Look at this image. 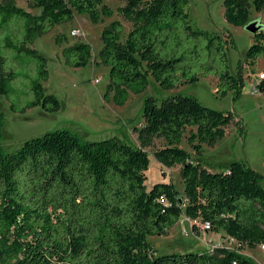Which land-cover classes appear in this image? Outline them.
Masks as SVG:
<instances>
[{
    "label": "trees",
    "instance_id": "16d2710c",
    "mask_svg": "<svg viewBox=\"0 0 264 264\" xmlns=\"http://www.w3.org/2000/svg\"><path fill=\"white\" fill-rule=\"evenodd\" d=\"M124 1L116 11L103 0H30L29 9L0 1V97L11 110L61 108L43 84L50 76L48 58L33 43L76 14L97 24L117 12L131 23L126 35L119 19L102 30L98 58L110 68L105 101L113 94L114 103L124 105L131 93L148 88L151 76L164 89L213 76L220 96H240L245 81L242 69H229L231 35L195 28L190 0ZM223 5L230 24L250 21L248 0ZM253 7L262 12L264 0H253ZM252 39L244 62L256 66L264 56V30ZM63 56L76 68L96 58L91 43L80 40L66 46ZM257 88L264 93V79ZM142 116L140 146L117 137L85 141L57 129L5 154L0 113V264H256L226 246L158 254L147 241L187 216L209 222L211 231H223L241 247H264V174L242 161L214 170L193 161L182 146L186 137L201 155L204 144L214 146L226 135L234 114L178 93L146 97ZM154 137L166 142L156 159L169 168L182 165L183 191L172 182L147 186L151 159L145 147Z\"/></svg>",
    "mask_w": 264,
    "mask_h": 264
},
{
    "label": "rangeland",
    "instance_id": "374dc122",
    "mask_svg": "<svg viewBox=\"0 0 264 264\" xmlns=\"http://www.w3.org/2000/svg\"><path fill=\"white\" fill-rule=\"evenodd\" d=\"M14 1L17 5L29 9L30 0ZM103 1L115 11L125 3L124 0ZM223 1L190 0L188 12L195 28L209 33L232 35L228 43L229 69L232 73H238L242 69L245 81L238 98H235L233 91L226 96H220L217 93V80L213 76H200L196 82H185L173 89L161 88L151 76L148 88L141 93H131L124 105L115 104L113 94L110 100L105 101L104 94L109 83L110 68L103 63L96 65L94 62L84 67H71L65 63L62 49L80 40L91 43L95 55L99 45L102 44L101 33L105 25L114 19H119L124 23L123 35H126L131 28V23L125 21L117 12L111 18H105L97 24L92 23L86 14H76L73 20L56 25L49 33L37 38L33 44V47L48 58L50 76L43 84L48 93L58 97L62 104L61 108L49 112L37 106L23 112H14L6 97L1 96L0 113L4 117L1 134L2 152L14 153L26 140L57 129H68L85 141L117 137L134 146H140L137 130L144 125L142 110L146 97L153 96L162 100L182 93L195 96L208 107L234 114V121L227 126L226 135L214 146L204 144L201 155H198L188 143L187 138H184L182 146L190 152L193 161H202L214 170H223L224 166L233 161H242L264 174V93L259 90L253 93L258 77L264 71V56L260 58L256 66L244 62L246 50L252 44L254 35L241 26L227 22ZM248 1L250 21L259 20L264 30V10L257 12L253 7V0ZM74 25H78L77 28L84 35L72 36L70 30ZM58 34L64 35V40L60 43L56 40ZM96 79H99V82H95ZM165 144L163 138L154 137L145 147L151 159L149 170L146 171V184L150 187L160 181L172 182L180 191H183L182 165L169 168L156 159V150ZM198 234L191 220L183 216L166 234L149 235L147 241L158 254L202 252L203 241L208 236H198ZM208 244L209 248L213 245ZM223 245L243 251L256 264H264L262 245L254 248L241 247L237 241L229 240L220 241L214 247ZM209 248L206 251H209Z\"/></svg>",
    "mask_w": 264,
    "mask_h": 264
},
{
    "label": "crops",
    "instance_id": "0c3cea01",
    "mask_svg": "<svg viewBox=\"0 0 264 264\" xmlns=\"http://www.w3.org/2000/svg\"><path fill=\"white\" fill-rule=\"evenodd\" d=\"M76 17V16H75ZM77 26L78 25H74V26H72L71 27V30H70V32L73 30V29H75V28H77ZM79 27V26H78ZM228 34H230V33H228ZM58 35H62V39L64 40V35L63 34H58ZM57 35V36H58ZM231 35V34H230ZM231 37H232V35H231ZM75 43V42H74ZM34 44V43H33ZM72 45V44H71ZM101 46H102V44H100L99 45V47H98V52H96V54H95V57L96 58H94L93 60H92V62H94L96 65H98L99 63H100V59L98 58V54L97 53H99V50H100V48H101ZM66 47V46H65ZM64 47V48H65ZM63 48V49H64ZM63 49H62V54H63ZM64 57V56H63ZM64 61H65V59H64ZM96 128V127H95ZM220 165V164H219ZM223 165H225V164H223ZM254 169V168H253ZM256 170V169H255ZM257 171V170H256ZM258 172H260V171H258ZM261 173V172H260ZM199 234H198V236H201V235H204V236H208V238L207 239H205V241H203L204 243H203V246H204V249H203V251H206V249L207 248H209L208 247V243H210V244H213V245H211L212 247H214V245L215 244H217V243H219L220 241H232V242H235V240L234 239H232V238H230L227 234H225L223 231H219V232H200V231H197ZM212 234V235H211ZM210 235V236H209ZM215 236V237H214ZM210 246V245H209ZM223 246H225V245H223ZM226 247H228V245H226ZM228 248H230V247H228ZM210 249V248H209ZM242 253H244L243 251H242ZM244 254H246V253H244ZM247 255V254H246ZM248 256V255H247Z\"/></svg>",
    "mask_w": 264,
    "mask_h": 264
},
{
    "label": "built area",
    "instance_id": "2783aa9c",
    "mask_svg": "<svg viewBox=\"0 0 264 264\" xmlns=\"http://www.w3.org/2000/svg\"><path fill=\"white\" fill-rule=\"evenodd\" d=\"M71 35H72V36H82V35H84V34L82 33V31H81L80 29L75 28V29H73V30L71 31ZM260 79H264V71H262V72L260 73V75H259V77H258V81H259ZM95 82H99V79H96ZM257 91H258V88H257V85H256V87H255L253 93H256ZM188 218H189V217H188ZM189 219L191 220V222H192V226H193V228H194L196 231H200V232H210V231H211V224H210L209 222L204 221V220H202V219H200V218H197V219H191V218H189ZM217 247H219V246H217ZM214 248H215V247H211V248L209 249V251H212Z\"/></svg>",
    "mask_w": 264,
    "mask_h": 264
},
{
    "label": "water",
    "instance_id": "95a60500",
    "mask_svg": "<svg viewBox=\"0 0 264 264\" xmlns=\"http://www.w3.org/2000/svg\"><path fill=\"white\" fill-rule=\"evenodd\" d=\"M243 28H245L252 35H256L263 30V24L259 20H252L249 21Z\"/></svg>",
    "mask_w": 264,
    "mask_h": 264
}]
</instances>
